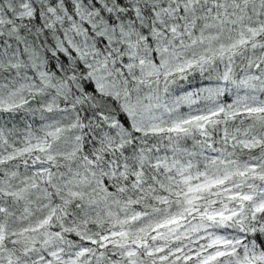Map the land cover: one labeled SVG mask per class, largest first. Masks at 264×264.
Returning a JSON list of instances; mask_svg holds the SVG:
<instances>
[{"label":"snow or ice","instance_id":"6c2138e0","mask_svg":"<svg viewBox=\"0 0 264 264\" xmlns=\"http://www.w3.org/2000/svg\"><path fill=\"white\" fill-rule=\"evenodd\" d=\"M0 264H264V0H0Z\"/></svg>","mask_w":264,"mask_h":264}]
</instances>
